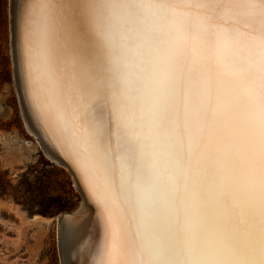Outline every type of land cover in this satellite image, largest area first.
Returning a JSON list of instances; mask_svg holds the SVG:
<instances>
[{
    "label": "snow or ice",
    "instance_id": "obj_1",
    "mask_svg": "<svg viewBox=\"0 0 264 264\" xmlns=\"http://www.w3.org/2000/svg\"><path fill=\"white\" fill-rule=\"evenodd\" d=\"M22 7L34 90L106 214L100 264H264V0Z\"/></svg>",
    "mask_w": 264,
    "mask_h": 264
},
{
    "label": "rangeland",
    "instance_id": "obj_2",
    "mask_svg": "<svg viewBox=\"0 0 264 264\" xmlns=\"http://www.w3.org/2000/svg\"><path fill=\"white\" fill-rule=\"evenodd\" d=\"M12 60L10 0H0V264H62L59 218L81 194L25 127Z\"/></svg>",
    "mask_w": 264,
    "mask_h": 264
},
{
    "label": "bare ground",
    "instance_id": "obj_3",
    "mask_svg": "<svg viewBox=\"0 0 264 264\" xmlns=\"http://www.w3.org/2000/svg\"><path fill=\"white\" fill-rule=\"evenodd\" d=\"M34 2L40 5L45 0H34ZM64 27L62 26V33ZM35 31L37 32L35 38L38 39L39 28ZM62 33L61 36L54 37V42L62 39ZM27 42L28 29L22 0H15L12 37L13 63L25 124L34 137L38 135L41 138L44 151L51 153L65 164L61 166L71 174L81 194L80 212H77L80 215L63 214L65 223L60 235L61 261L62 264H100L104 259V248L108 235L106 214L97 196L85 182L80 168L74 162L70 147L61 134L60 122L54 113L42 107L45 104L41 93L42 86L36 84L34 90L29 76ZM32 129L34 132L31 131ZM36 218L38 216L35 215L32 220Z\"/></svg>",
    "mask_w": 264,
    "mask_h": 264
},
{
    "label": "water",
    "instance_id": "obj_4",
    "mask_svg": "<svg viewBox=\"0 0 264 264\" xmlns=\"http://www.w3.org/2000/svg\"><path fill=\"white\" fill-rule=\"evenodd\" d=\"M14 9H15V0H10V38H11V49H12V37H13V22H14ZM12 56V55H11ZM13 61V60H12ZM13 77H14V81L16 80L15 79V76H14V72H13ZM15 83H16V81H15ZM16 88H17V83H16ZM17 92H18V89H17ZM17 95H18V93H17ZM21 116H22V119H23V122H24V117H23V115H22V111H21ZM29 124V123H28ZM31 126V125H30ZM25 127H26V124H25ZM27 128V127H26ZM31 128V127H30ZM28 130V129H27ZM32 132H34L33 131V129L31 130ZM36 140L39 142V144L41 145V148H42V150H43V152L45 153V154H48L47 156L51 159V160H53L54 162H56L57 164H60V165H62V166H64L65 164L60 160V159H58L57 157H55L54 155H52L51 153H48V152H46V151H44L45 149H44V147H43V143L41 142V138L38 136V135H36ZM80 205H79V207L77 208V210H75L74 212H71V213H76V214H78V215H80L79 213H77L78 211L80 212ZM65 223V220H64V216L62 215L60 218H59V240H60V235H61V229H62V226H63V224Z\"/></svg>",
    "mask_w": 264,
    "mask_h": 264
}]
</instances>
